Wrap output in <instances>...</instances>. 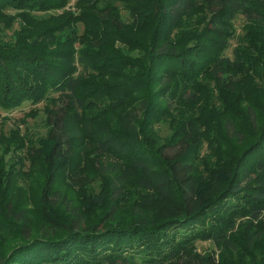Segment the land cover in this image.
<instances>
[{"label":"trees","instance_id":"1","mask_svg":"<svg viewBox=\"0 0 264 264\" xmlns=\"http://www.w3.org/2000/svg\"><path fill=\"white\" fill-rule=\"evenodd\" d=\"M68 2L0 0L6 29L19 25L10 39L0 35V108L46 101L48 126L19 156L45 174L33 210L9 181L26 140L1 146L0 264H224L193 250L212 241L235 252L237 225L252 247L264 229V105L252 92L264 89V0H81L75 12L49 14ZM239 17L244 37L228 57ZM166 117L174 135L156 141ZM209 133L220 137L219 149L210 147L217 161L200 172ZM94 154L103 189L95 195L87 185L83 205L58 177H78ZM130 184L144 196L119 222ZM101 207L89 225L86 211Z\"/></svg>","mask_w":264,"mask_h":264},{"label":"rangeland","instance_id":"2","mask_svg":"<svg viewBox=\"0 0 264 264\" xmlns=\"http://www.w3.org/2000/svg\"><path fill=\"white\" fill-rule=\"evenodd\" d=\"M81 0H69L65 9L54 10L49 12V14L53 15H61L64 11H76V3ZM9 14H14V10H8ZM122 16L125 21H129L130 17L127 11L122 10ZM10 21L1 18L0 19V35L4 39H10L13 34V30L19 28L17 22H15L13 29H6L5 25H9ZM245 25V19L243 17H239L235 22V32L236 38L231 42L230 48L225 53L228 57H232L233 49L238 46V41L242 39L244 36L243 27ZM79 32L83 33V27L79 28ZM119 45V43H117ZM242 78L239 74L234 76V80ZM246 80V79H245ZM258 81V80H257ZM254 82L253 78L247 79L245 82L246 85L254 83V85H258V82ZM214 91H217V84L215 81H209ZM237 89L239 88V84H236ZM258 94L261 105H264V89H259L258 91H252ZM205 93L202 95V99L196 107H192L193 110H198L205 103ZM59 94L52 93L50 97L58 98ZM152 99L154 97H151ZM214 102V101H213ZM61 103L58 100V104ZM216 104L219 105V102ZM246 106L243 103V106ZM47 106V102L44 101L40 104L33 105L30 102H25L20 108H12V109H4L0 108V154L2 153L1 146L5 143L12 150L11 143L19 142L20 139L26 140V148L16 151L13 159L17 164V167H14L15 174H13L10 169L9 181L15 184V192L19 201L24 203V205L28 206L30 210H33L36 206V202H38V196L41 191L42 186L44 185L45 174L44 171L38 167L35 163L31 167V163L25 159L22 164H19V159L21 157H25L27 152L28 144L27 141H38L45 139V136L48 132V126L46 125V113L45 108ZM136 107L139 105L136 103ZM188 105H183L182 107L186 109ZM134 107V106H133ZM216 107H218L216 105ZM130 111V110H129ZM243 109H238L237 114L238 118L242 117ZM143 116L139 114L137 117V121L141 122ZM165 120V122H164ZM167 117L158 122V126L155 127V133L160 139H155L154 136H150V139H155L164 141L167 137H172L174 135V130L170 127V124L166 123ZM244 121V118H241ZM247 120L245 119L244 122ZM210 133L207 136H203L200 157H199V171L201 172L204 167V162L208 159V162L211 164H215L217 161V157L211 154L212 150L210 149L211 143L215 144V149H219L218 143H220L219 135H215V138H211ZM211 140V141H210ZM254 141L253 135H250L245 140V149ZM94 142H87L83 149L85 151H89L91 147H93ZM156 146V144H153ZM97 154V153H96ZM96 154L90 156V160L87 161L82 160L81 170L78 173V177H75L73 173L68 172L66 175L61 172L58 175H61V178L58 177V183L62 186V188L67 189L73 193L75 197H77L83 205L89 204V197L92 193H89V187L87 185H92L93 194H97L103 188L101 187V177L99 172L97 171L99 161L96 158ZM12 157V156H11ZM9 158V157H8ZM204 159V160H201ZM107 156L101 159V161H113ZM23 173L25 175H20ZM128 196L125 197L124 202L120 205L119 214L116 218L117 221L122 222L128 219L132 211V206L136 202V200H141L144 196V192L137 186L129 185L128 187ZM106 211V207L101 208H92L89 211H86L87 218L89 220V225H92L96 220L99 221L101 219L102 214ZM34 216V213L32 214ZM35 221L40 222L42 219H39L38 215L35 214ZM260 227H257V230ZM263 231V237L257 240L252 247H248L246 244L245 235L242 232L238 231V225L234 229V234L232 235V241L234 245L239 246L235 252H231L230 249H227L221 244L214 243L212 241H197L195 244V248L193 250V254L198 255V257L206 258L209 255H214L218 261L223 262L224 264H264V229L261 227ZM238 231V232H237ZM255 231L252 232V234Z\"/></svg>","mask_w":264,"mask_h":264}]
</instances>
